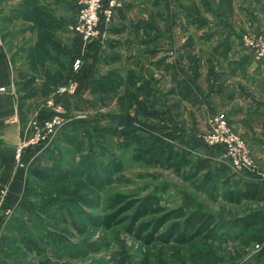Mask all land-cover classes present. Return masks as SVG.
Here are the masks:
<instances>
[{
	"label": "rangeland",
	"instance_id": "obj_1",
	"mask_svg": "<svg viewBox=\"0 0 264 264\" xmlns=\"http://www.w3.org/2000/svg\"><path fill=\"white\" fill-rule=\"evenodd\" d=\"M242 39L256 61L264 62L256 47L245 41L264 43V32L249 29ZM187 71L196 80L204 79L198 77L196 63ZM111 74L107 77L112 85L110 93L106 98L99 96L95 109L84 112L88 118L77 124L66 122L50 143L28 152L31 158L38 152L43 156L32 164L31 172L15 158L25 134L20 136L12 150L14 172L30 176L29 188L20 191L24 202L6 213L4 203L11 182L2 178L0 160V211L3 209L5 218L0 220V264H264V200L231 202L235 193L225 188L215 172L223 164L235 169L229 158L220 161L225 145L208 141L215 130L226 131L234 143L244 144L243 153L261 167L246 137L231 124L226 112L216 110L204 124L192 123L182 99L165 94L157 115L148 105L153 102L155 106L156 98L135 91L132 85L127 87L134 72L124 79L118 71ZM206 78L209 82L210 75ZM193 99L195 102L196 97ZM28 127L21 126L22 133ZM186 131L200 140L193 141ZM148 143L155 144L150 153L146 151ZM209 150L214 151L212 156L206 155ZM171 154L175 156L172 159ZM35 168L45 170L47 178L34 175ZM120 192L137 198L136 206L111 228L94 225L92 217L108 212L109 198ZM149 194L159 196L167 210L183 207L213 214L220 224L214 237L203 233L183 243H147L136 238L127 229L129 217ZM158 216L143 220L152 222ZM252 216L255 223L250 229L233 225L234 219Z\"/></svg>",
	"mask_w": 264,
	"mask_h": 264
},
{
	"label": "crops",
	"instance_id": "obj_2",
	"mask_svg": "<svg viewBox=\"0 0 264 264\" xmlns=\"http://www.w3.org/2000/svg\"><path fill=\"white\" fill-rule=\"evenodd\" d=\"M110 2L113 15L100 25L105 36L87 42L72 30L77 0H0V83L9 87L0 95L2 178L11 182L5 213L24 202L20 191L29 188L30 176L18 171L14 175L12 150L27 132L26 128L22 133L21 126L48 118L54 104L64 107L69 123L88 118L84 112L95 109L99 96L110 93L107 77L113 71L123 79L134 72L127 87L156 98L155 106L148 105L157 115L165 94L180 97L192 123L199 125L214 111H225L261 167L241 172L221 166L215 172L235 195L248 180L263 184L264 62L256 61L242 36L249 29L264 32V0H106L104 6ZM79 58L82 65L76 69ZM195 63L198 77L204 79L196 80L187 71ZM63 84L73 90L54 92ZM170 103L169 99L168 112ZM39 154L30 172L32 164L43 159ZM2 215L0 220L5 219Z\"/></svg>",
	"mask_w": 264,
	"mask_h": 264
},
{
	"label": "trees",
	"instance_id": "obj_3",
	"mask_svg": "<svg viewBox=\"0 0 264 264\" xmlns=\"http://www.w3.org/2000/svg\"><path fill=\"white\" fill-rule=\"evenodd\" d=\"M155 144L148 143L146 151L151 152ZM175 156L171 154V159ZM178 165V164H177ZM226 164L223 167L226 168ZM203 166V165H202ZM228 166V165H227ZM208 164L205 163L204 168ZM32 173L40 178H47L45 170L35 168ZM212 174L208 171L207 176ZM232 198V197H231ZM160 197L156 194H149L140 200L139 206L136 207L133 214L129 217L130 223L127 226L129 232L147 243L153 241L170 242L174 240L178 243L191 241L195 237L208 233L214 237L215 229L219 228L215 216L203 209H195L188 211L183 207L167 210L161 204ZM234 202L239 203L242 199L245 200H264V183L257 180H248L244 187L237 192V195L232 198ZM138 202L137 198L125 193H117L111 196L108 200L109 210L101 217H92L94 225L111 228L125 219L123 213L134 208ZM149 215H160L152 220V222L143 220V217ZM255 217L249 219L242 218L233 222L234 226L240 229L247 230L254 225ZM171 221V224L164 232H161L163 227Z\"/></svg>",
	"mask_w": 264,
	"mask_h": 264
},
{
	"label": "built area",
	"instance_id": "obj_4",
	"mask_svg": "<svg viewBox=\"0 0 264 264\" xmlns=\"http://www.w3.org/2000/svg\"><path fill=\"white\" fill-rule=\"evenodd\" d=\"M77 1L79 4V12L77 22L72 26V30L81 35L87 42L95 41L100 37L105 36V32H103L100 25L102 19L109 20L112 17L113 2H110V6L105 7L106 0ZM245 41L247 45H250L252 48L256 47L258 57H264V43H260V41H252L250 39ZM80 65L81 60H75V68L78 69ZM72 90V86L65 84L60 85L58 88L59 93H66ZM8 91L9 87L6 84L0 83V95L7 93ZM68 120L66 110L60 104H54L53 112L48 118L32 119L24 136L25 138L21 139L23 143L16 150L15 158L17 161L29 171L33 157L31 158L28 152L50 143L59 132L62 125L68 122ZM208 141L211 144L223 143L225 145L226 151L223 154V158H220V161L229 158L230 161L232 160L235 170L252 171L255 169L256 165H254L253 159L243 153L244 144L240 142L234 143L228 132L215 130L214 134L211 135V138H208ZM0 186L3 187L1 181Z\"/></svg>",
	"mask_w": 264,
	"mask_h": 264
}]
</instances>
